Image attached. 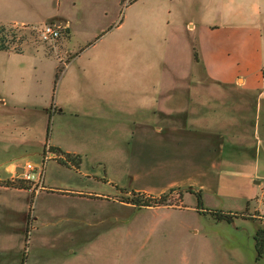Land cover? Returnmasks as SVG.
I'll return each mask as SVG.
<instances>
[{"label": "rangeland", "instance_id": "rangeland-1", "mask_svg": "<svg viewBox=\"0 0 264 264\" xmlns=\"http://www.w3.org/2000/svg\"><path fill=\"white\" fill-rule=\"evenodd\" d=\"M218 1L199 2L201 9H214L219 5L216 4ZM197 2L188 0L187 5ZM257 2L264 6V0L228 1L224 8L228 21L234 23L232 26L251 22L250 15L256 12ZM160 3L163 4V0L132 3L124 0L116 19L105 29L98 30L100 18H92L83 24L82 17L74 28L77 40L80 43L87 41L81 49V59L74 67L84 65L87 68L81 82L92 92L91 87L96 83L108 88L109 84H115L110 76L116 67L115 74L120 76L118 81L123 77L129 82H136V78L143 81L151 78L152 85L146 92L131 93L125 86L126 90L122 91L110 89L111 94L107 97L113 107L128 113L140 110L142 113L143 106L149 109L153 105L150 118L148 111L140 113L136 119L121 113L113 115V121L98 120L94 116V120L86 117L88 122L80 128L76 123L63 126V122L54 117L55 114L53 116L57 106L52 103L48 108L49 129L46 133L42 112L16 107L0 110V132L12 130L28 134L26 130L29 129L32 138H28L32 144L23 147H15L9 140L0 142V162L39 146L40 155L23 156L17 163L36 161L45 169L44 188L39 192L17 176L2 181L10 188L23 186L31 192L29 209L23 213L28 225L24 232L23 264H27L28 258L33 261L45 259L40 255L47 256L48 261L56 260L55 263L61 260L58 252L40 251L35 246L37 234L48 238L46 226L40 223L37 231L38 225L34 223L29 235V223L38 211L43 213L46 221L49 217H60L48 213L67 212L65 216L69 218L51 221H57V225L66 223L64 246L69 250L87 243L88 250L78 251L77 256L72 257L79 261L78 264H264V253L258 262L253 254L258 255L254 237L264 238V233H258L264 232V77L261 73L264 65L258 78L261 87L257 90L243 89L242 79L233 84L219 83L200 67L197 69L199 76L184 81V111L163 113L159 108L164 103L160 89L165 79L163 74L168 70L167 65L170 66L167 61L180 71L184 66L187 57L180 48V40L183 43L182 39L188 38V31L180 9L175 7L167 18ZM12 4V0H8V6ZM13 7L11 10L0 8L1 16L8 19L22 17V13ZM201 14L202 10L200 17ZM238 14L247 18L239 19ZM41 18L39 13L33 19L41 23ZM43 25L0 23V27L5 28L1 32L2 43L7 47L0 50L18 53L38 50V53H31L39 58L35 60L38 63L35 72L30 64L31 56L18 57L19 61L14 60L13 64L10 58L3 60L0 55V91L5 88L1 72L7 68L11 71L20 69V72L25 69L27 73L22 78L13 76L9 82L12 86L18 87L23 82L32 84L40 78V84L48 89L51 82L54 83L53 67L48 59L40 56L41 53L56 60L58 86L76 83L69 74L65 82L63 75L60 76L73 57L66 54V31L62 30L56 40L45 41L39 33ZM193 44L196 47L195 39ZM195 47L193 60L202 66L199 50ZM166 55L170 60L165 61ZM21 60L24 61L19 63ZM173 92L180 94L179 90ZM258 101L262 103L260 108L256 106ZM88 107L95 109L96 105ZM207 113L220 114L226 119L212 121V128H206L209 123L204 121ZM233 119L235 123L230 125ZM255 121L259 124V146L255 139L249 143L238 139L245 133H254L251 122L254 127ZM46 138L47 142L42 144ZM49 139L75 153H69L71 158H67L68 152L62 149L63 153L53 152L55 147L48 144ZM49 155L53 156L49 158ZM0 173L6 175L3 168ZM57 175L65 179L67 186L49 183ZM58 183L60 185L61 181ZM199 192L202 193L201 207L197 198ZM39 194L40 198L35 199ZM136 199L145 200L138 203L150 205L133 203ZM209 210L232 212L237 218L232 222L219 221L208 213Z\"/></svg>", "mask_w": 264, "mask_h": 264}, {"label": "crops", "instance_id": "crops-1", "mask_svg": "<svg viewBox=\"0 0 264 264\" xmlns=\"http://www.w3.org/2000/svg\"><path fill=\"white\" fill-rule=\"evenodd\" d=\"M121 1L122 0H12L13 4L8 6V0H0L1 9L5 8L7 10H11V7L14 6L13 10L16 9L18 12L22 13V17L19 18L18 16H13L10 17V19L6 18L4 15L1 16L0 13V23H15L22 25L56 23L62 25L64 30H69V36L66 38V54L72 55L73 57L71 58L69 65L63 70L60 76L63 75V81L65 82V78L69 74L71 76L70 79L73 78L76 81V83L70 82L65 86L62 85V87L58 86L57 82L55 81L57 70V62H55L56 60L52 57H49L45 53H41L40 56L43 59H48L49 62L52 63V78L54 83L51 82V86L46 89L44 86H42V84H40L41 79L39 78L32 84L23 82L20 86L14 87L12 86V83L9 84L10 80L14 79L13 76H21L22 78L26 76L27 73L24 71L25 69L20 72V69H18V71H11L10 68H7L4 72H1V80L4 82L5 88L4 90L0 91V110L3 108L16 107L22 108L23 110L32 109L40 111L44 113L46 133L49 129L48 108L52 103L57 106V110L55 111L56 113L54 112L53 116L55 114L54 117L60 119L63 122V126L68 123H76V127L80 128L81 124L88 122L85 120L86 117L94 120L92 118L94 116H96L98 120L102 119V121H113V115H120L121 113L129 115V117L132 119L139 118L137 115L141 113V110L138 112L133 111L128 113L113 107L107 98L111 94L109 93V90L111 89L114 92L119 90L122 91L126 90L123 87L127 86L128 89H131V93L136 91L140 92L142 90L146 92V90L149 89V86L151 87L152 85L151 78H148L146 81L136 78V82H129L126 81L125 77H123L121 81H118L116 79H119L120 76L115 74L118 70L116 67L115 71H113V74L110 76L112 83L115 81V84H109V87L107 88L104 84L96 83V86L91 87L93 90L92 92L87 86H85V84L81 82L82 75L87 72V68H85L81 62L80 63L83 66L74 68L81 59V57H79L82 51L81 49L82 47L86 46L85 43L87 42L82 41L80 43L74 34V28L80 21V18H84L83 24H86L87 21L92 18H100L101 26H99L98 30H103L116 19L115 17L118 15ZM199 1L200 0H198L197 3H188V5V0H163V4L160 3L163 5V11L165 13L164 16H167V18L169 15L173 14L176 8H179L183 19V24H185V27L188 31V38H186L185 41L183 38V43L180 40V48H182L183 52L185 51V57H187L181 71L177 68H174L173 63L167 61V59L170 60V56L166 55L167 57H165V61H167L170 66L167 65L168 70L167 72L165 71V74H163L165 75V79L163 82H161L162 87L160 89L162 95L164 96V103L159 105L160 110L165 114L184 111L182 108L184 106V99L182 95L183 86L185 84L184 81L190 77L196 78L199 76L200 73L197 71V69L200 67L209 78L216 80L219 83L233 84L235 82H239L238 80L242 79L243 81L241 86L245 90H257L261 87V82H259L258 78L260 75V69L264 65V46H262L264 38V6L257 2L254 10L256 12L253 16L250 15V17L253 19L251 22H248L244 25L232 26L234 23L228 21V15L224 11V8L227 6L226 3L231 0H219L216 3L219 5L214 7V9H201V2ZM200 10H202L201 17L199 15ZM220 10H223V12L221 11L220 13ZM203 11L205 12L203 13ZM28 13H30V15H28ZM39 13L42 17L41 19H43L41 23H38V21L33 19L34 16ZM238 16L239 19L247 18V16L239 14ZM194 39L196 42V47L199 50L202 66H198V64L196 65L195 61L193 60V51L195 47L193 44ZM181 43L184 45V48L182 47ZM31 52L38 53V50L30 49L29 52L24 51L22 53L0 50V55L2 56L1 58H3V60L7 59V61H9L8 59L10 58V62L13 64L14 60L17 62L19 61L18 57L24 58L26 55L31 56L30 64L34 67L33 69L36 72L38 69V63L35 62V60L38 61L39 58H37L36 55ZM113 55L115 56L117 54L113 53ZM23 61L24 60H21L19 63ZM71 71H77L78 73L72 74L70 73ZM146 72L148 74L149 70L146 69ZM5 73H7V75ZM194 75L197 76L194 77ZM103 90H107L108 93H105ZM177 90H179L180 94L173 92ZM206 104H208L207 101ZM88 105L90 107L96 105V107L95 109H92L89 108ZM256 106L260 108L262 103L258 101ZM138 108L141 109V106L138 105ZM152 108L153 105H151V108L149 109H147L146 106H143V111L141 114H145V112L148 111L147 117L150 118L151 114H149V111H151ZM145 116L144 121L146 120ZM222 117L223 116H220V114L217 116H212V114L207 113V116H205L206 120L204 121L209 123L206 128H212V124H214L212 121L220 122ZM223 119L225 120L226 116H224ZM237 119H239V117ZM233 123H235L234 119L231 120L229 124L231 125ZM252 124L253 122H251V128H254L253 134L245 133L242 135V137L237 138H241V140L246 141V143H249L250 140L255 139L257 146H259L261 141V138L257 136L259 124L257 121H255V124L253 125L254 127H252ZM28 128L29 125H27V129ZM26 131L28 134H26V132H14L12 130L1 131L0 142L3 140H9L12 141V144L15 145V147H23L30 143L32 144V141L28 139L31 138V135H29L30 130L28 129ZM236 134L238 133H235V135ZM44 142H47V138L42 142V144ZM48 144L52 147H58L64 152L75 153V151L64 150L60 143H54L50 139L48 140ZM38 147L39 146L35 147L34 150L32 149L26 150L25 152H20L4 160L3 162H0V168H3L6 173L4 176L0 175V264H23L22 257L25 249L24 232L27 225L26 215H23V213L29 209L30 199L32 200L31 192L27 188L23 186L20 188H10L8 187L9 185L3 184L2 181L10 178L11 176H17L21 179L24 168L31 160H28L23 165L17 163L18 160L23 156L40 155L39 150H37ZM52 156L53 155H49V158ZM48 163L49 162L47 161V165ZM57 177L61 180H58ZM57 177H55L57 180L50 179L49 183L56 184V186H67V182H65L64 178H62L60 175H57ZM58 181H61L60 185H58ZM39 198L40 194L36 196L35 199ZM42 214L43 213L41 211H38L37 215L33 217L32 222L29 223V235L35 224L38 225L37 228H35L37 231L39 230L40 225L46 226L44 230L47 235H49L48 238H44L42 235L37 234L34 237V240L35 243L38 242L40 244L37 243L35 246H38L37 249L39 248L40 251L58 252L59 255L57 256L60 257L59 259L61 260L55 263L56 260L48 261L46 259L47 256L40 255V258L45 259H37L36 261H33L28 258L27 264H78L79 261L73 260L72 257L77 256L78 251L88 250V245L87 243H83L80 246L74 247L72 250H69L64 246L66 245L64 242V236L67 233L65 232L66 223L62 222L61 225H57V221L64 218H69L65 216L67 212L48 213V215H59L60 217H49L47 221L44 220L45 218L42 217ZM51 220L57 221L52 222ZM255 240L256 239L254 237V241ZM253 254L256 260L255 262H258L259 260L257 261V253L255 255V252H253Z\"/></svg>", "mask_w": 264, "mask_h": 264}, {"label": "built area", "instance_id": "built-area-1", "mask_svg": "<svg viewBox=\"0 0 264 264\" xmlns=\"http://www.w3.org/2000/svg\"><path fill=\"white\" fill-rule=\"evenodd\" d=\"M63 27L56 23H45L39 30L42 40L50 41L58 39L62 34ZM264 77V66L261 69ZM45 179L44 166L36 162H28L22 173L21 180L31 184L36 192L42 190Z\"/></svg>", "mask_w": 264, "mask_h": 264}, {"label": "trees", "instance_id": "trees-1", "mask_svg": "<svg viewBox=\"0 0 264 264\" xmlns=\"http://www.w3.org/2000/svg\"><path fill=\"white\" fill-rule=\"evenodd\" d=\"M124 1V0H122ZM136 0H129V2H134ZM5 28L4 27H0V49H7V47L2 43V41L4 40L3 36L1 35V32H3ZM64 30V29H62ZM66 31L65 33V36H69V30H64ZM196 49V47H195ZM195 55V58H197V52L194 53ZM199 59V58H198ZM53 152H59V153H63L61 149L59 148H53L52 150ZM67 155V158H71L70 154L69 153H66ZM73 161L79 163L78 161H76L75 159H73ZM197 198H198V205L201 207L203 206V203H202V193H197ZM145 201V200H144ZM143 200L141 199H136V202L134 200L133 203L135 204H143V205H150V204H147V202L144 204V203H138V202H144ZM208 213H211L217 220L219 221H228V222H232L235 218H237L236 214H232V212H223L221 210H209ZM259 235L261 233H264L262 230H260L259 232ZM257 233V234H258ZM256 240H257V243H256V250L258 252V255H257V259H259L263 253H264V238L263 237H258V235L255 236Z\"/></svg>", "mask_w": 264, "mask_h": 264}]
</instances>
